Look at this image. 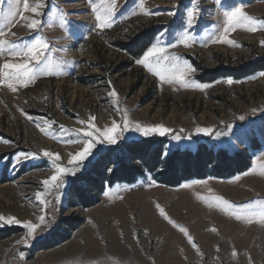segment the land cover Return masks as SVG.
<instances>
[{
  "label": "rangeland",
  "instance_id": "rangeland-1",
  "mask_svg": "<svg viewBox=\"0 0 264 264\" xmlns=\"http://www.w3.org/2000/svg\"><path fill=\"white\" fill-rule=\"evenodd\" d=\"M260 60L264 0H0V232L19 231L0 264H264V72L198 80ZM153 138L251 168L71 206L99 155ZM62 221L70 239L36 251Z\"/></svg>",
  "mask_w": 264,
  "mask_h": 264
},
{
  "label": "trees",
  "instance_id": "trees-1",
  "mask_svg": "<svg viewBox=\"0 0 264 264\" xmlns=\"http://www.w3.org/2000/svg\"><path fill=\"white\" fill-rule=\"evenodd\" d=\"M126 50L136 56L130 47ZM259 72H264V60L237 69L221 67L214 71H203L198 80L202 83H214L227 78L238 81ZM167 144V140L163 138L120 143L99 155L90 168L71 183L69 196L75 200L71 206L92 208L97 205V199L93 196H100L117 184H136L148 175L162 186L179 188L195 180H230L251 168V158L243 153L215 151L206 144H201L194 152L174 150L165 157ZM78 226L75 221H62L58 230L38 244L35 250H51L66 243L71 237L70 232ZM18 232H0V242Z\"/></svg>",
  "mask_w": 264,
  "mask_h": 264
},
{
  "label": "bare ground",
  "instance_id": "bare-ground-1",
  "mask_svg": "<svg viewBox=\"0 0 264 264\" xmlns=\"http://www.w3.org/2000/svg\"><path fill=\"white\" fill-rule=\"evenodd\" d=\"M13 29H14V28H13ZM13 29H12V30H13Z\"/></svg>",
  "mask_w": 264,
  "mask_h": 264
}]
</instances>
